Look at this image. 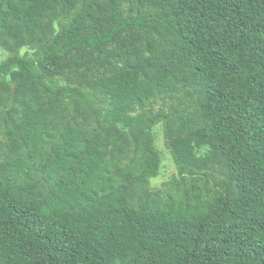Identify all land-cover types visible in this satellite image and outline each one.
<instances>
[{"label":"trees","instance_id":"16d2710c","mask_svg":"<svg viewBox=\"0 0 264 264\" xmlns=\"http://www.w3.org/2000/svg\"><path fill=\"white\" fill-rule=\"evenodd\" d=\"M0 50V264H264V0H0Z\"/></svg>","mask_w":264,"mask_h":264},{"label":"rangeland","instance_id":"374dc122","mask_svg":"<svg viewBox=\"0 0 264 264\" xmlns=\"http://www.w3.org/2000/svg\"><path fill=\"white\" fill-rule=\"evenodd\" d=\"M3 58H4V55L2 53V50H0V60L3 59ZM171 169H173V166H170V168L168 170L165 167V169L163 170L164 171V174H166L167 177L169 176V173H171ZM167 177H159V178L153 180L152 185L153 186H160V185H162L163 181L164 180H167L169 178V177L168 178Z\"/></svg>","mask_w":264,"mask_h":264}]
</instances>
